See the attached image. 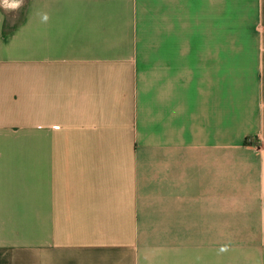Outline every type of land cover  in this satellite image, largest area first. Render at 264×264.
<instances>
[{"label":"crops","instance_id":"obj_1","mask_svg":"<svg viewBox=\"0 0 264 264\" xmlns=\"http://www.w3.org/2000/svg\"><path fill=\"white\" fill-rule=\"evenodd\" d=\"M0 264H264V0L0 7Z\"/></svg>","mask_w":264,"mask_h":264},{"label":"clouds","instance_id":"obj_2","mask_svg":"<svg viewBox=\"0 0 264 264\" xmlns=\"http://www.w3.org/2000/svg\"><path fill=\"white\" fill-rule=\"evenodd\" d=\"M24 0H0V7L5 11H18L22 7ZM47 15L43 16V20L47 21Z\"/></svg>","mask_w":264,"mask_h":264}]
</instances>
